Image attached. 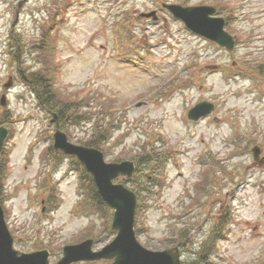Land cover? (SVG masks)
<instances>
[{
	"label": "rangeland",
	"instance_id": "1",
	"mask_svg": "<svg viewBox=\"0 0 264 264\" xmlns=\"http://www.w3.org/2000/svg\"><path fill=\"white\" fill-rule=\"evenodd\" d=\"M174 1L28 0L12 32L19 0H0V87L16 68L11 36L24 43L23 73L44 77L51 71L43 67L49 60L39 53L40 41L44 34L54 35L61 60L56 97L72 103L61 129L68 139L81 143L97 137L106 160L136 162L148 150L161 157L138 184L146 195L135 223L139 242L150 250L179 245L184 264H264V162L254 161L250 151L255 144L264 152V80L256 86L252 64L243 62H264V0L225 2L234 8L250 3L229 20L240 38L231 54L187 32L159 7ZM152 10L156 22L138 18ZM232 61L240 67L231 70ZM42 68L47 73H38ZM7 99L10 122L4 125L13 137L0 151V193L15 248L37 245L53 255L87 236L96 237L95 249H100L115 234L107 231L104 212L102 220L87 215V206L77 209L79 178L68 169L71 164H52L51 116L37 107L18 76ZM200 101L212 102L214 112L188 121L187 110ZM49 196L57 201L53 212H48ZM209 238L206 259H200V247ZM56 260L51 256V263Z\"/></svg>",
	"mask_w": 264,
	"mask_h": 264
},
{
	"label": "water",
	"instance_id": "2",
	"mask_svg": "<svg viewBox=\"0 0 264 264\" xmlns=\"http://www.w3.org/2000/svg\"><path fill=\"white\" fill-rule=\"evenodd\" d=\"M166 8L186 27L209 40L216 42L227 50L233 48V39L223 31L222 21L209 16L214 9L199 7H182L179 5H166ZM154 12L141 16L149 17ZM211 106L200 104L191 111L188 117L197 120L209 113ZM1 139V135H0ZM54 148L64 153L74 154L84 164L85 170L92 175L93 181L102 199L114 209L112 229L118 232L115 239L102 251L92 253L90 241L77 246L66 247L64 258L57 264H69L79 260L112 259V264H180L179 251L168 249L164 251H149L137 241L134 233V215L136 196L123 185H113L112 180L119 175L130 176L133 164H105L103 155L95 150L77 147L67 143L66 136L57 131L54 134ZM257 158L259 149H253ZM47 253L19 254L12 249V239L7 231L3 211L0 206V264H47Z\"/></svg>",
	"mask_w": 264,
	"mask_h": 264
},
{
	"label": "trees",
	"instance_id": "3",
	"mask_svg": "<svg viewBox=\"0 0 264 264\" xmlns=\"http://www.w3.org/2000/svg\"><path fill=\"white\" fill-rule=\"evenodd\" d=\"M44 82L45 83H42L43 89H44V91L47 92L45 94L48 96L49 100L51 101V104H54V106H57L58 110H60L62 112L68 111V110H66L68 107L67 103H62V104L57 103L56 93H55L54 89H52V80L50 82L48 80H45ZM40 99L42 100L41 97H40ZM90 140L91 141H88L84 144L87 146H90V147L97 148V149L103 148V145H102L103 143H100L97 137H93ZM160 160H161V157L159 155H157V153L151 152L150 150H148L145 154L139 155V157L135 161H136L137 168L141 169V168H147L148 167L149 168L148 172H150V171L153 172L154 171L153 168L161 163ZM81 172L82 173L80 176V181H82L84 179L83 182L81 183V188H82L81 190L83 191V194L85 195V197H82V201L84 203H80L81 209H83V211H84L86 208L84 204L87 203L92 207L85 210L86 212H89V213L91 212L92 214H99L101 216V218L103 216L102 212H104L107 216V219H109L111 216L109 213L110 211L104 205V203L101 201V198L99 197V195L96 191V188L92 183L91 177L89 175H87L83 170ZM139 174H140V172H139ZM155 175H157V173ZM155 175H154V177L157 178ZM134 191L137 193L138 197L140 196L142 198V197L146 196L144 190L142 193V191H139L136 188H134ZM140 211H141V208L139 205L138 206V212H140ZM210 244H211V239L209 238L204 242V245H201L200 252L198 253L199 254L198 256L200 259L201 258L206 259V256L203 254L211 246Z\"/></svg>",
	"mask_w": 264,
	"mask_h": 264
},
{
	"label": "flooded vegetation",
	"instance_id": "4",
	"mask_svg": "<svg viewBox=\"0 0 264 264\" xmlns=\"http://www.w3.org/2000/svg\"><path fill=\"white\" fill-rule=\"evenodd\" d=\"M243 2V1H242ZM244 3V2H243ZM247 6L249 7L250 6V3L248 4H241L240 6V9H244V8H247ZM224 15L226 16V12H224ZM241 16L243 18H246L245 16H247L248 18H253L252 16L250 15H244V13H241ZM232 18L230 17L229 20H231ZM230 26V28L228 29L230 32L233 33V30L231 31V28H234L233 25H231L229 22H227ZM248 63H251L252 64V68H250V73L251 74H254V78L255 80H259V81H263L264 80V62H258L256 60H253ZM259 161L260 163L264 162V152L262 150H260V156H259Z\"/></svg>",
	"mask_w": 264,
	"mask_h": 264
}]
</instances>
